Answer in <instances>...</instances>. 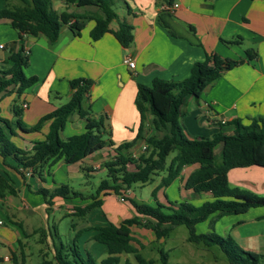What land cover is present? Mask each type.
Segmentation results:
<instances>
[{"label":"trees","instance_id":"16d2710c","mask_svg":"<svg viewBox=\"0 0 264 264\" xmlns=\"http://www.w3.org/2000/svg\"><path fill=\"white\" fill-rule=\"evenodd\" d=\"M19 1L20 5L0 8V19H9L18 34V49H9V65L0 70V93L14 91L19 97L25 89L38 81L37 76H27L24 73L28 54L23 47V36L44 35L49 43H54L63 25H67L72 33L78 36L85 22L91 19L94 20L89 33L91 39L97 40L104 33L111 32L123 47H129L132 43V26L127 22L119 21L115 30L109 28L110 22L118 18L114 8L117 0H63L66 4L74 3L78 7L92 6L97 9L86 13L67 10L57 12L52 0ZM165 1L170 3L171 0ZM126 7L129 10V6ZM169 13V10L163 9L157 15V20L168 30L170 26L166 18L170 17ZM232 43L240 44V41L235 40ZM256 54L255 49L247 48L244 59L233 60L221 58L216 53H207L203 60L195 61L191 65L189 74L184 79L154 78L150 86L137 83L134 98L139 114L137 133L132 140L121 142L113 148L112 157L103 164L107 178L96 187V194L84 195L67 184L36 189V193L42 196L48 208L55 198L88 200L83 206L74 208L73 216L86 217L99 209L103 197L110 193L119 194L123 202L128 201L134 214L122 219L118 224L108 222L94 227L93 239L104 244L107 250V256L100 262L89 254L83 257L74 240L71 245L59 242L57 246L52 242V258H43L38 264H118L120 254L123 253L132 254L138 264H157L141 255L139 248L142 245L134 238L132 228H147L160 240L167 238L171 231L180 225L187 228L189 242L206 248L218 247L228 264H264V254L243 249L231 236L218 235L212 227L214 219L223 215H239L250 208L264 206V196L231 186L228 181L230 169L251 165L264 167V116L249 118L246 124L236 119L232 132L227 133L220 129L209 137L188 136L180 121L181 106L188 96H199L224 70L244 60L252 61ZM91 85L92 81L84 78L72 79L70 87L73 92L69 100L44 114L31 127H25L19 121L22 108L14 102V123L20 131H39L45 122H48V129L43 140L35 141L30 148H23L11 137L16 135L11 121L0 116V157L4 164L8 165V158L13 159L16 166L11 167L24 181L28 169H31V175L35 174L43 179L45 167L60 159L67 164L75 163L106 147H113L110 131L104 128L101 117L92 116L91 106L86 101ZM75 113L85 120L84 131L61 138L60 133L66 122ZM139 143H144V150L148 153L143 150L135 156L130 149ZM218 145L221 146L220 163H216L214 152ZM171 153L174 155L167 162ZM192 165L196 167L188 174L184 187L192 190L194 194L209 193L211 199L199 205L169 200L167 205L159 203L155 197L158 188L170 185L183 167ZM161 171H165L166 175L151 191L155 205L129 197L128 190L132 184H145ZM15 192L12 180L0 174V201L7 194ZM205 222L209 223V230L202 232L197 226ZM33 233H39L41 241L46 236V230L43 228L35 229ZM80 234L81 230H78L75 239ZM20 250L22 254V248ZM10 259L6 264H21L15 254ZM160 261V264H169L168 253L162 249ZM123 264L132 263L125 260Z\"/></svg>","mask_w":264,"mask_h":264},{"label":"crops","instance_id":"0c3cea01","mask_svg":"<svg viewBox=\"0 0 264 264\" xmlns=\"http://www.w3.org/2000/svg\"><path fill=\"white\" fill-rule=\"evenodd\" d=\"M120 1L123 4L122 10L116 11L118 18L110 22L109 28L117 29L119 21L130 24L133 40L129 47H123L111 32L104 33L97 40L91 39L89 33L94 25V20L91 19L85 22L78 36L65 25L54 43H49L44 35L23 36V47L28 54L24 73L27 76H37L38 81L19 96H22L20 105L22 112L35 107L40 108V114L43 116L58 107L56 102L61 98L69 100L73 92L70 87L72 79L90 80L92 85L86 101L91 106L92 116L102 118L104 128L110 131L114 145L97 151L79 162L67 164L60 159L51 166L45 167L44 170L47 176L51 177V182L46 177L40 179L35 174L26 176L24 181L22 176L11 167L16 166V162L8 158L7 165L0 157V174L11 179L16 189L14 194H7L0 201V220H2L0 264L7 263L3 260L4 256L12 257L13 254L17 255L18 250L21 252V246L26 243V239L37 234L33 233L35 229H45L44 225L34 227L30 223L37 212L34 206H40L41 203L39 200L34 206L28 203L30 197L39 195L36 189L66 184L71 176L79 177L81 170L93 174L103 169L104 162L113 155V148L135 137L139 126V114L134 103L137 83L150 86L154 78L181 80L188 76L191 65L195 61L203 60L207 53H216L221 58L240 60L245 58L247 48H253L257 54L252 61L244 60L224 70L221 76L213 84L206 86L199 96H188L181 106L180 121L188 136L194 137L198 134L195 137H204L199 135L210 136L224 125L234 126L236 119L246 124L249 118L264 116V0H171L170 3L165 0ZM52 3L57 12L97 11L92 6L78 7L74 3L66 4L63 0H52ZM174 3L178 6L170 9ZM12 4L20 5L16 0ZM166 8L170 11V17L166 20L173 34L157 20L158 13ZM0 23L10 26L11 29L5 31V36L8 41L12 40L11 42L17 45L18 34L11 26L10 20L1 18ZM235 40L240 41V44L232 43ZM0 44L3 45L0 50L4 51L7 44L1 37ZM10 48L13 46L8 47V52ZM7 55L8 53L0 56V64L6 63ZM126 56L134 60L133 68L124 62ZM15 94L14 91L0 93V115L4 111L10 109L12 111ZM51 96L54 102L49 101ZM1 102L6 103L5 109ZM75 114L68 121L78 119L75 128L84 131L85 120L79 116L76 118ZM8 119L16 134L11 136L12 139L21 140L22 144L16 141L18 146L30 148L35 141L45 138L47 130L41 132L42 139H31L32 132L20 131L12 115ZM136 149L135 146L130 149L135 156L138 155L135 154ZM63 165L67 166L68 170L65 173L69 176L57 181L54 177L57 171L55 167L60 169ZM195 167L196 165L183 167L172 183L178 181L184 187L188 174ZM157 175L160 178L155 183V187L160 184L164 176ZM228 181L231 186L264 196V167L251 165L230 169ZM164 187L159 188L163 191ZM185 190L188 197L196 195L190 189ZM163 194L166 200H169L164 191ZM155 197L158 201L160 195ZM210 199L209 196L207 200ZM201 200V197H198L194 201L199 205L203 202ZM87 201L79 198H55L48 208L43 200L40 215L44 216L45 211L55 205L66 206L67 214L72 215L76 206H83ZM103 203L104 199L101 207ZM96 211L82 217L85 225L79 230L82 233L90 231L85 240L93 239L94 227L111 222V218L105 213L100 214ZM231 215L236 216L232 226L250 224L257 227L258 231L253 236L260 237L264 242V206L250 208L243 214ZM124 218L113 223L118 224ZM227 225L230 223L225 224ZM248 237H251V234ZM40 238L39 236V242L43 243L45 237L43 241ZM47 239H49L48 235ZM261 249L264 254V245Z\"/></svg>","mask_w":264,"mask_h":264},{"label":"rangeland","instance_id":"374dc122","mask_svg":"<svg viewBox=\"0 0 264 264\" xmlns=\"http://www.w3.org/2000/svg\"><path fill=\"white\" fill-rule=\"evenodd\" d=\"M15 0H0V8L2 7H11L13 6ZM16 3L19 4L20 2ZM123 4L120 0H117L116 5L114 8L116 11L122 10ZM89 12V11H86ZM85 12V13H86ZM84 13V12H83ZM11 29L10 26L6 24L0 23V37L4 41H6L7 48L2 51L0 50V56L6 55L8 53L7 49L8 47L14 48V50L18 49V43L11 42L12 40L8 41L7 37L5 36V31ZM9 61H6V63L0 64V70L5 69L8 67ZM21 97H18L17 94L13 97V103L16 102L17 105H21ZM50 102H54L53 96H51ZM68 100L66 98H61L58 102H56L58 106L63 105ZM6 104V103H5ZM3 102H1V105H3L5 109V105ZM37 106L38 101H37ZM8 108V106H7ZM6 108V109H7ZM12 115L11 109L7 112L1 113V117L7 118ZM77 118V114H75ZM40 114V108H33L29 111H23L21 115L19 116V121L25 126V127H31L37 123V121L41 118ZM14 118V116H13ZM78 120V119H77ZM77 120H70L67 122V124L64 126L62 132L60 133L61 138H66L71 135H75L80 133L82 130H76L75 125L77 123ZM73 122V123H72ZM198 124V122L196 121ZM232 125H224L222 126V129L230 133L233 130ZM48 128V123H43L42 127L40 128L39 132L33 131L31 133V139H42V133H44ZM42 132V133H41ZM206 133V132H203ZM187 135V134H186ZM198 134H195V136ZM204 137H209V135H199ZM211 136V135H210ZM15 143L18 141V143L21 140H13ZM17 143V144H18ZM20 144H22L20 142ZM144 143L135 145L136 152L135 154H140L144 149L142 148V145ZM138 146V147H137ZM144 152L148 153V151L144 150ZM214 152L216 154V163L221 162V146L218 145ZM174 155V153H171L168 158L167 162H169L170 158ZM56 174L54 175L55 180H59L60 178H66L68 173L66 174L65 171H67V166L63 165V168L55 167ZM160 175H166L165 171L159 172ZM43 177H46L49 182L52 181L51 177L49 178L46 174V171L43 172ZM107 178V172L103 168L101 170L96 171L93 174H90V172H86V170H81L80 176H71L68 178V180L65 182L68 186H71L74 190H80L84 193V195H95L96 194V187L99 185V183ZM160 178L159 175H153V180L145 183H135L132 184L129 189V197L139 201L143 202L149 205H155L154 197L151 195V191L155 187V183ZM185 187L181 186L179 182L172 183L169 187H164L163 191L166 193L168 199L172 202H189L193 205H197L196 198L201 197V201L207 200L210 195L206 192H201L199 194H196L194 196L187 195V190L184 189ZM166 189V190H165ZM162 189H158L156 191V195H160V198L158 200L159 203L166 205L167 200L164 197ZM198 195V197H197ZM263 196V195H261ZM104 203L103 206L99 209H97V213L103 212L105 215L111 218V222H116V220L124 218V217H130L134 214L133 208L130 206L128 201H121L119 194L110 193L109 195L103 197ZM39 200L40 206L43 202L42 196H34L33 198H29L28 203L32 206L37 205ZM61 200V199H60ZM40 206H34L37 210L35 217L33 220H30V223L33 224V226L38 225H44L46 230V236L43 243L39 242V236L40 234L37 233L35 235L29 236L26 239V243L21 246L22 248V254L18 250L16 252L17 257L21 264H38L40 261H42L43 258L51 259L53 255V246L52 242H54L55 245L58 246L59 242H62L64 245L68 244L71 245L72 242L75 240L76 244L78 245L80 254L83 257H86L87 254L91 255L97 262H100L101 259L107 256V250L106 246L104 244L98 243L94 239L92 240H85V237L89 235V230L85 232H81L76 239H75V233L80 229L83 228L85 225V221L82 217L73 216L70 214H67L66 212V206H58L55 205V207H52L50 210L45 211L44 216L40 215V211H42ZM41 209V210H40ZM106 216V217H107ZM236 216L234 215H225L219 217L217 220L214 219L213 222V231L222 236H231L234 241L243 249L256 252V253H262L263 249L261 247L264 245L261 241L260 237L253 236L258 231L257 227H254L250 224L245 225H235L232 226L231 224L235 223ZM95 222V221H94ZM230 223V225L225 226V224ZM197 228L200 231H208L209 225L208 223L205 224H199ZM132 234L134 238L139 241V243L142 245L141 248H139V252L141 255H143L146 259H152L157 264H160V249L164 250L168 253V263L169 264H228L227 260L225 259L223 253L218 249V247H211L206 248L203 245H197L193 244L188 241V231L187 228L184 225H180L175 227L170 235L165 239L157 240L153 233L150 230L147 229H139L137 227L133 228ZM251 234V237H248V235ZM47 235L49 239H47ZM48 241H47V240ZM23 259V260H22ZM125 260H128L132 264H138L132 254L123 253L120 254V261L118 264H123ZM264 262V259L262 260Z\"/></svg>","mask_w":264,"mask_h":264},{"label":"built area","instance_id":"2783aa9c","mask_svg":"<svg viewBox=\"0 0 264 264\" xmlns=\"http://www.w3.org/2000/svg\"><path fill=\"white\" fill-rule=\"evenodd\" d=\"M178 6V4L177 3H174L173 5H172V7L170 8V9H174V8H176ZM167 9V8H166ZM3 47V45L2 44H0V48H2ZM27 53V52H26ZM124 62L130 67V68H133L134 67V60L130 57V56H126L125 57V59H124ZM25 106V105H24ZM222 122H224V121H222ZM142 148L143 149H145V145L143 144L142 145ZM29 175H31V169H28L27 171H26V176H29ZM120 200L121 201H123V199L122 198H120ZM2 224V220H0V225ZM11 258V256L10 255H6V256H4L3 257V260H4V262H10V259Z\"/></svg>","mask_w":264,"mask_h":264},{"label":"water","instance_id":"95a60500","mask_svg":"<svg viewBox=\"0 0 264 264\" xmlns=\"http://www.w3.org/2000/svg\"><path fill=\"white\" fill-rule=\"evenodd\" d=\"M65 25H63L61 28H60V31H62L64 29Z\"/></svg>","mask_w":264,"mask_h":264}]
</instances>
